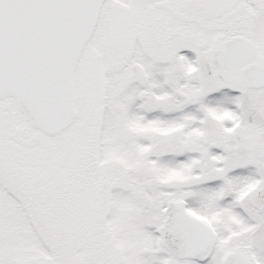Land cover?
<instances>
[{
    "label": "snow or ice",
    "instance_id": "snow-or-ice-1",
    "mask_svg": "<svg viewBox=\"0 0 264 264\" xmlns=\"http://www.w3.org/2000/svg\"><path fill=\"white\" fill-rule=\"evenodd\" d=\"M0 264H264V0H0Z\"/></svg>",
    "mask_w": 264,
    "mask_h": 264
}]
</instances>
